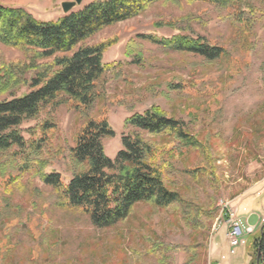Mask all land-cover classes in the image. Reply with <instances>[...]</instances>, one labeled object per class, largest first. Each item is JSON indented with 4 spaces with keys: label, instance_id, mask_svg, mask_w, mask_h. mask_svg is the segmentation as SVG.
<instances>
[{
    "label": "rangeland",
    "instance_id": "374dc122",
    "mask_svg": "<svg viewBox=\"0 0 264 264\" xmlns=\"http://www.w3.org/2000/svg\"><path fill=\"white\" fill-rule=\"evenodd\" d=\"M63 1L73 0H0V4L55 21L64 14ZM90 1L81 0L71 10ZM245 6L246 20L240 23L231 9L206 1L159 0L85 41H114L102 53V62L111 65L103 74V96L87 115L105 117L114 130L112 137L102 140L105 154L113 158L122 148L121 137L131 130L124 119L133 113L154 105L183 121L210 152L216 169L212 176L184 173L203 165V156L194 149L179 153L176 148L164 180L192 205L215 207L213 221L191 228L169 210L140 202L123 221L97 229L82 211L60 207L49 186L22 172L12 148L0 153V264H161L160 256L164 264H184L185 247L191 244V264L253 263L252 243L264 224V0H245ZM145 35L200 37L224 48L226 56L206 61L165 50ZM24 59L19 49L0 43V61ZM26 91L23 87L17 94ZM46 119L57 125L49 141L62 154L51 157L44 171L58 172L66 183L71 176L68 148L85 117L64 104L45 108L21 124L23 137L28 139V130ZM145 138L163 150L175 146L161 135ZM232 210L244 227L252 226L235 247L227 238ZM153 248L157 252H150Z\"/></svg>",
    "mask_w": 264,
    "mask_h": 264
},
{
    "label": "trees",
    "instance_id": "16d2710c",
    "mask_svg": "<svg viewBox=\"0 0 264 264\" xmlns=\"http://www.w3.org/2000/svg\"><path fill=\"white\" fill-rule=\"evenodd\" d=\"M157 1L92 0L55 21L39 20L22 7L0 4V43L19 49L25 57L0 61V153L14 148L22 172H29L30 177H37L49 186L60 207L82 211L97 229L123 221L140 202L169 210L191 228H200L208 220L212 222L216 215L215 207L192 205L165 183L164 173L173 167L170 159L173 151L177 155L176 148L179 153L182 149H194L203 156V165L187 168L184 173L212 176L216 169L210 152L187 131L183 121L154 105L141 114L133 113L124 119V126L131 130L122 135V148L110 158L104 152L102 140L114 135L113 128L103 116H87L91 106L103 96V74L111 65L102 62V53L114 41L96 44L85 41L108 26L142 13ZM187 1H206L215 7L231 9L240 23L246 20L242 15L245 0ZM144 38L165 50L191 53L206 61L226 56L224 48L210 45L200 37L145 35ZM23 87L28 91L18 95ZM60 104L85 117L68 148L71 176L66 183L58 172L44 171L51 157L62 154L61 150L52 149L49 141L57 132L56 123L50 119L42 121L28 130V139L20 128L24 121L37 118L45 108L54 109ZM155 135L171 139L175 146L163 150L145 138ZM252 245L255 255L252 264H264V224ZM193 248L192 244L185 247L184 264L194 261ZM153 251L157 252L155 248L150 252ZM159 261L164 264L162 256Z\"/></svg>",
    "mask_w": 264,
    "mask_h": 264
},
{
    "label": "built area",
    "instance_id": "2783aa9c",
    "mask_svg": "<svg viewBox=\"0 0 264 264\" xmlns=\"http://www.w3.org/2000/svg\"><path fill=\"white\" fill-rule=\"evenodd\" d=\"M226 206L225 204L224 207ZM228 215L229 227L227 238L230 246L235 247L239 244V239L243 234L252 230V226L244 227L236 216V210L228 211Z\"/></svg>",
    "mask_w": 264,
    "mask_h": 264
},
{
    "label": "water",
    "instance_id": "95a60500",
    "mask_svg": "<svg viewBox=\"0 0 264 264\" xmlns=\"http://www.w3.org/2000/svg\"><path fill=\"white\" fill-rule=\"evenodd\" d=\"M81 0L63 1L60 3L61 9L64 13L69 12L76 4H79Z\"/></svg>",
    "mask_w": 264,
    "mask_h": 264
}]
</instances>
